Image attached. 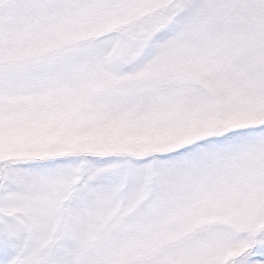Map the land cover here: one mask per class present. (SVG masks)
<instances>
[{
	"label": "snow or ice",
	"instance_id": "snow-or-ice-1",
	"mask_svg": "<svg viewBox=\"0 0 264 264\" xmlns=\"http://www.w3.org/2000/svg\"><path fill=\"white\" fill-rule=\"evenodd\" d=\"M0 264H264V0H0Z\"/></svg>",
	"mask_w": 264,
	"mask_h": 264
}]
</instances>
